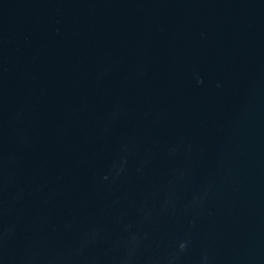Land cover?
Wrapping results in <instances>:
<instances>
[{
    "label": "water",
    "instance_id": "water-1",
    "mask_svg": "<svg viewBox=\"0 0 264 264\" xmlns=\"http://www.w3.org/2000/svg\"><path fill=\"white\" fill-rule=\"evenodd\" d=\"M0 264H264V0H0Z\"/></svg>",
    "mask_w": 264,
    "mask_h": 264
}]
</instances>
